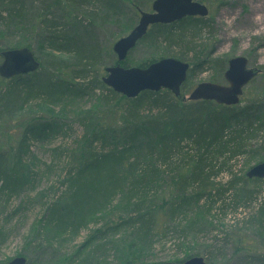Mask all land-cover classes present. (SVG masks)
<instances>
[{
    "label": "rangeland",
    "instance_id": "rangeland-1",
    "mask_svg": "<svg viewBox=\"0 0 264 264\" xmlns=\"http://www.w3.org/2000/svg\"><path fill=\"white\" fill-rule=\"evenodd\" d=\"M56 1L24 0L25 15L11 23L1 16L5 4L0 2V51L29 46L46 68H51L49 63L52 61H66L68 66L55 74L68 80L77 61L73 55L55 53L46 48L39 35V25L43 19L56 21V27L52 29L59 32L58 21L75 18L87 24L90 21L89 28L95 34L100 58L93 63L85 79L76 83L87 85L94 76L101 80L105 68L117 63L113 44L138 22L139 12L135 14V6L130 4L133 0H122L119 15L98 7L94 0H60V6L54 5ZM136 1L140 3V11H151L153 0ZM204 4L209 10L208 16L203 18L206 26L197 30L191 28L192 31L188 32L186 40L191 42L188 51L156 41L139 43L129 52L124 67H139L150 60L170 57L182 59L193 69L203 58L208 62L203 69L188 73L186 88L182 92L187 96L196 85L214 82V61H225L226 70L229 59L247 58L249 66L259 68L261 72L244 88L237 108L261 109L254 114L251 130L244 128L240 133L245 148L255 152L231 159L217 156L210 160L208 157L205 161L212 166L211 178L202 187L191 182L187 186L189 194L197 190L205 193L203 199L190 212L169 223L166 231H161L154 239L155 245L151 249L136 246L133 237L124 232L110 235L103 241L105 246L100 251L80 254L79 258L75 256L86 240L87 232L78 235L64 231L56 233L45 223L46 210L64 190L72 155L86 147L83 118L88 119V136L98 131L110 137L106 138L104 146L101 143L93 145L97 152L115 145L122 146L124 127L130 121L127 105L120 99L109 103L99 101V90H96L97 95H86L68 105L51 106L39 100L15 102L0 110V153L6 170L13 167L19 170L23 183L10 192L6 187L2 189L0 181V264H8L19 256L26 259V264H157L182 262L191 257H202L206 264H264V230L258 224L264 204V178L248 180L245 184L234 182L246 178V172L253 165L264 161L261 159L264 158L263 152L258 150L264 140V124L259 131L252 133L261 125L259 123L264 122V0H207ZM191 33L193 36H189ZM217 83L224 84V76ZM155 114L156 109L143 106L139 117ZM32 123L56 125L55 131L42 140H27L24 144L25 130ZM233 128L239 126L231 123L226 139ZM182 146L180 160L174 162L181 166L179 173L189 177L197 156L191 146ZM225 160L227 162L223 164ZM156 169L157 205L163 203L166 206L180 191L179 180L164 165H158ZM209 170L206 167L204 173ZM231 173L236 176L234 180ZM115 205L114 202L94 216L97 222L91 228L104 230L115 216L128 215ZM192 220L196 223L186 229Z\"/></svg>",
    "mask_w": 264,
    "mask_h": 264
},
{
    "label": "trees",
    "instance_id": "trees-1",
    "mask_svg": "<svg viewBox=\"0 0 264 264\" xmlns=\"http://www.w3.org/2000/svg\"><path fill=\"white\" fill-rule=\"evenodd\" d=\"M197 1L204 3L207 0ZM0 2L5 4L1 16L8 20L7 22L11 23L25 15L24 0H0ZM94 2L98 7L116 15H119L118 11L122 8V0H94ZM57 4L60 6V0L54 3ZM130 4L135 6L134 12L137 14L140 3L133 0ZM88 23L77 18L72 21L70 19L58 21L59 32L52 29L56 27V21L43 19L39 25V35L46 48L55 53L73 55L77 61L70 79L65 80L55 74L60 68L65 69L68 66L66 61H52L49 63L51 68L41 65L34 73L8 80L0 78V110L11 107L15 102L28 103L31 100H39L51 106L68 105L89 94H99V101L109 103L110 100L120 99L127 105L130 121L124 127L122 146L115 145L97 152L93 145L101 143L104 146L106 138L110 137L98 131L88 136L89 129L86 124L88 119L83 118L82 124L86 129L83 141L86 147H81L78 154L72 155L71 167L64 180V190L46 210L45 223L56 233L64 231L78 235L82 231L87 232L86 240L75 256L79 258L80 254L88 255L89 252L100 251V248L105 246L103 241L110 235L115 236L124 232L133 237L136 246L144 250L151 249L155 245L154 239L161 231H166L169 223L181 214L190 212L192 207L203 199L205 193L197 190L189 194L187 186L191 182L202 187L211 178L212 166L208 165L210 162L206 164L205 161L208 157L210 160L217 156H227L225 159H231L240 154L248 156L255 152L253 149L245 148L240 133L244 128L249 129L253 126L254 117L261 110L254 107L239 110L237 105L223 106L204 100L182 101L165 89L159 92L145 91L136 98L127 99L106 87L99 76L92 77L87 85L76 83L77 80L85 79L93 63L100 58L95 34L90 30L91 22ZM205 26V20L196 17H186L168 25H154L137 45L156 41L164 43L167 47L177 46L183 51H188L191 43L186 40L188 32L192 31L191 28L197 30ZM154 61L156 60L144 62L139 67H145ZM123 63L124 61L120 64L125 66ZM207 63L203 58L200 59L188 73L194 70L201 71ZM225 64V61L213 62V83L222 79ZM186 84L187 79L181 86L182 95ZM96 90L100 93L96 94ZM143 106L156 109L157 114L139 117ZM231 123L239 128H233L229 138L226 139ZM259 124L261 125H258L252 133L259 131L264 122ZM54 126L49 123L29 124L25 130L24 144L27 140L44 139L55 131ZM183 144L191 146L197 156L189 177L179 173L181 166L174 162L176 159L180 160L178 157ZM258 150L264 154V140ZM24 152H27V149ZM20 162L18 160V163ZM226 162L225 160L223 164ZM3 165V157L0 153L2 189L6 187L10 192H14L23 183L22 176L20 177V172L15 167L7 171ZM158 165L166 166L174 178L179 180L180 191L166 206L163 203L157 205L158 191L155 185ZM206 167L210 168L207 174L204 173ZM231 177L233 180L236 178L233 173ZM246 178L241 177L234 182L245 184L251 180H260ZM114 202L118 210L123 209L128 215L115 216L104 230L91 228V225L97 222L94 216L104 212ZM258 222L264 230V204L259 212ZM195 223L196 221L192 220L185 228H191ZM177 226L180 227V224ZM180 230L184 233V229Z\"/></svg>",
    "mask_w": 264,
    "mask_h": 264
},
{
    "label": "water",
    "instance_id": "water-1",
    "mask_svg": "<svg viewBox=\"0 0 264 264\" xmlns=\"http://www.w3.org/2000/svg\"><path fill=\"white\" fill-rule=\"evenodd\" d=\"M207 6L197 0H153L151 11L139 10V19L132 30L118 39L112 46L118 64L105 68L101 81L115 93L127 99L138 97L145 91L168 90L182 101H212L218 105L235 106L240 102L244 88L261 72L250 67L243 56L233 57L227 62L224 84L202 82L187 95L181 94V86L187 79L190 65L187 62L165 57L145 67H124L120 65L129 52L154 25H168L186 17L204 18L208 16ZM0 78L8 80L36 72L41 63L29 47L3 49L0 51ZM249 179L264 178V161L253 165L247 172ZM8 264H26L24 257H16ZM157 264H206L202 257H191L182 262Z\"/></svg>",
    "mask_w": 264,
    "mask_h": 264
}]
</instances>
